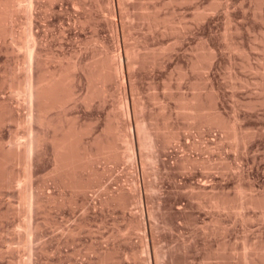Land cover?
<instances>
[{"label": "rangeland", "instance_id": "obj_1", "mask_svg": "<svg viewBox=\"0 0 264 264\" xmlns=\"http://www.w3.org/2000/svg\"><path fill=\"white\" fill-rule=\"evenodd\" d=\"M7 16L0 142L28 140L34 48L35 74H68L50 115L90 130L81 151L113 152L78 170L80 190L52 178L49 143L31 180L1 161L0 264H264V0H36ZM95 61L106 90L86 78Z\"/></svg>", "mask_w": 264, "mask_h": 264}, {"label": "bare ground", "instance_id": "obj_2", "mask_svg": "<svg viewBox=\"0 0 264 264\" xmlns=\"http://www.w3.org/2000/svg\"><path fill=\"white\" fill-rule=\"evenodd\" d=\"M35 1L36 0H6V1L0 0V35L1 36L3 35L4 38H6L7 36H5V35L9 32L8 37L10 35L14 36L15 31L12 29L13 26H11V30L8 29L9 31L7 33L5 31V28L3 27V26L7 25V23H5L7 21L5 17L7 15H11L10 19H13V15L16 11V7L18 8V5H22L23 2L26 3V5L31 6V9H33V5H34ZM7 18H8V16H7ZM3 22L6 25H3ZM6 28H8V27H6ZM9 28H10V26H9ZM32 36H33V41H35V36L34 35H32ZM34 45H36V44H34ZM35 54H36L35 49L30 48L29 53H28V58L30 60V72H29V75L27 76L26 81H25V88H27V90L29 92V97H30V115L28 116V120L31 122V126H30L29 135H28V140L22 142L21 138L19 136L14 135L11 138L10 142H7V143L6 142L5 143L0 142V165L3 164V163H1V161L2 162L3 161L4 162L5 161L6 162L24 161L26 171H27L26 177L29 178V180H31L33 177V174H32L33 161L37 160L38 156L40 155V152L45 150L46 143H49L51 145L52 156H53V161H54V167H53L52 171L50 172L52 178L58 179V180L59 179L63 180L65 183H67L66 180H68L69 181L68 183L72 186V188L80 190L81 186L78 185V182L75 183L76 181H74V180H76V179H74L75 176L78 175L77 174L78 170L82 166H84V168L87 169L88 172L93 171V169H94L93 165H95L94 161H98V159H100V158H103L106 161L107 159L111 158L110 154L113 152L112 151L113 148L111 149V147H112L110 145L111 142L108 143L107 141L104 142L103 140L102 141L100 140L101 143L99 144V142L97 140V143H98L97 144L96 138L94 139L93 137H91L94 140H92V142H90V144L88 146L84 145V147H83L84 150L81 151V148H80V141L82 139L81 138V136H82L81 132L85 131V130L81 131L80 129L76 128L75 125H71V124H68L65 126L61 120H55L54 117H52V115H50L51 111H53L55 109H59L60 107H62L65 104L64 98H67L65 96L68 94L67 91L65 90V89H67L65 87H66V82H67L66 79H68V77H67L68 74H67V71H63V70H60L58 72L53 71V72H50L48 74H47V72H45L42 75L35 74V68L37 65V62L35 61ZM95 62L93 64L91 63L92 65L90 64L91 66L88 67V69H87L88 75L86 78L90 80L91 78H95V77L97 78L99 76L102 80V84H103L102 87L104 90H106V83L109 80V78L111 77V75L109 74V72H107V66H106V64H104L103 61H102L103 63L101 65V67H99L100 64L99 65L97 64V63H99L98 61L96 63ZM75 65H77V64H75ZM68 92H69V89H68ZM65 93H67V94H65ZM88 96H90V93L87 95L86 98H88ZM77 97H79V96H77ZM90 98H92V95ZM88 100L90 101V99H88ZM5 104H7V107H8L7 112L10 114V119L15 120L17 123H21V122H24L27 120V118L25 116L22 117L21 115H17V110L15 109L14 106L9 104L8 101H6ZM198 114L200 115V112ZM198 114H196L197 117L199 116ZM56 118H57V116H56ZM35 122L43 125L46 128V132H44V134H42V135L36 134ZM1 124H2V122H1ZM143 125H144L143 123L137 124V131L138 132L142 131L141 127H143ZM48 130H52V134L50 132H48ZM85 133H86V131H85ZM89 133H90V130H89ZM89 133H86V134H89ZM129 133L128 132H127V134L124 133L125 137L130 136V135H128ZM103 139H104V136H103ZM131 140H132V138H131ZM110 151H112V152H110ZM0 169H1V167H0ZM0 173H2V172H0ZM0 177H2V180L4 181L5 176H4V178H3V176H0ZM22 181H23V179L15 176V174L11 171L8 175L6 185L7 184H8L7 186L12 185L15 182L20 184ZM3 186H4V183H3ZM85 187H87V186H85ZM32 188H33V186L31 183V202L29 204V212L31 214L30 220H32V218H33V213L35 211V208H37L36 205L38 204V206H39V199L37 197H35L34 192L32 191ZM87 188H89V186ZM25 191H27V190H25ZM24 199H25V197H24ZM30 233L33 234V231L31 230Z\"/></svg>", "mask_w": 264, "mask_h": 264}]
</instances>
